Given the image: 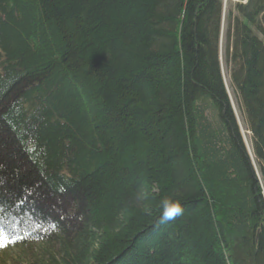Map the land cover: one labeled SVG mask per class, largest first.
<instances>
[{"label": "trees", "instance_id": "trees-1", "mask_svg": "<svg viewBox=\"0 0 264 264\" xmlns=\"http://www.w3.org/2000/svg\"><path fill=\"white\" fill-rule=\"evenodd\" d=\"M223 9L0 0V253L264 264V0Z\"/></svg>", "mask_w": 264, "mask_h": 264}, {"label": "rangeland", "instance_id": "rangeland-1", "mask_svg": "<svg viewBox=\"0 0 264 264\" xmlns=\"http://www.w3.org/2000/svg\"><path fill=\"white\" fill-rule=\"evenodd\" d=\"M229 2H236V0H223V16H225L226 14V10L228 8V4ZM222 50H223V45H222V40L220 42L219 45V58H220V64H221V72H222V76H223V80H224V84L227 88L228 91V95L229 98L231 99L232 102V108L236 114L237 120L239 122L240 125V130H241V134L243 136V140L245 142V146L249 151V138H250V133L246 131L244 125L242 126L241 123V118L242 115L240 113V111L238 110L237 107V102L234 99V95L232 93V91L229 89V76H228V70H226L223 66V61H222ZM245 135V136H244ZM28 252V251H26ZM32 253L36 252V249H33L31 251ZM0 264H29V257L24 258L23 255H21L20 251L17 250H10V251H6L4 253H0Z\"/></svg>", "mask_w": 264, "mask_h": 264}, {"label": "clouds", "instance_id": "clouds-1", "mask_svg": "<svg viewBox=\"0 0 264 264\" xmlns=\"http://www.w3.org/2000/svg\"><path fill=\"white\" fill-rule=\"evenodd\" d=\"M148 211V209H145ZM183 213V207L178 201H173L165 198L160 205V219L161 222L174 220Z\"/></svg>", "mask_w": 264, "mask_h": 264}, {"label": "water", "instance_id": "water-1", "mask_svg": "<svg viewBox=\"0 0 264 264\" xmlns=\"http://www.w3.org/2000/svg\"><path fill=\"white\" fill-rule=\"evenodd\" d=\"M231 100V99H230ZM231 104H232V102H231Z\"/></svg>", "mask_w": 264, "mask_h": 264}, {"label": "bare ground", "instance_id": "bare-ground-1", "mask_svg": "<svg viewBox=\"0 0 264 264\" xmlns=\"http://www.w3.org/2000/svg\"><path fill=\"white\" fill-rule=\"evenodd\" d=\"M245 136V135H244Z\"/></svg>", "mask_w": 264, "mask_h": 264}]
</instances>
